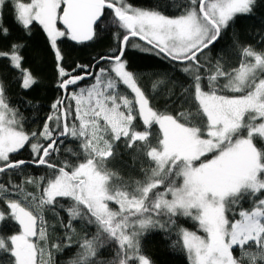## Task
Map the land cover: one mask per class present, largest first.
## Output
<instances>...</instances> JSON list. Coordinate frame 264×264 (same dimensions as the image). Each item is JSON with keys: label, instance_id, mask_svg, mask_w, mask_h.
I'll list each match as a JSON object with an SVG mask.
<instances>
[{"label": "snow or ice", "instance_id": "obj_1", "mask_svg": "<svg viewBox=\"0 0 264 264\" xmlns=\"http://www.w3.org/2000/svg\"><path fill=\"white\" fill-rule=\"evenodd\" d=\"M259 5L264 0H187L170 16L128 0H0V36L10 34L9 6L27 35L39 25L62 91L42 129L28 132L0 74V231L16 226L0 235L4 264H57L54 254L73 247L65 264H154L142 249L153 232L187 264H264V48L234 32L237 66L223 53L210 55L236 18ZM112 27L119 47L93 65L77 64L80 74L62 66L61 38L84 43ZM256 35L264 44V33ZM133 38L185 81L153 72L145 74L155 77L147 88L124 59ZM25 46L13 42L0 59L28 91L39 81L24 67ZM87 78L92 83L80 86ZM26 146L31 159L11 158ZM121 149L142 179L109 166ZM29 166L46 171L25 175ZM181 218L197 230L179 225ZM76 223L95 231L79 235Z\"/></svg>", "mask_w": 264, "mask_h": 264}, {"label": "trees", "instance_id": "obj_2", "mask_svg": "<svg viewBox=\"0 0 264 264\" xmlns=\"http://www.w3.org/2000/svg\"><path fill=\"white\" fill-rule=\"evenodd\" d=\"M128 3L136 7L154 8L159 6L161 11L166 15L174 16L180 14V6L187 3V0H128ZM3 23L9 28L8 36H0V50H7L13 42L20 41L26 46L22 50L24 56V67L30 68L38 78V83L28 91L22 90L18 80L14 78L18 73L8 67L7 59H0V74H4L8 83L7 95L10 98L12 106L19 107L20 111L28 118L24 128L28 132L42 129L46 117L51 113V104L61 97L62 91L57 87L58 71L54 51L50 48L46 34L39 25L34 24L31 29V35H27L25 30L18 25L12 13L11 7H7L3 14ZM118 29L112 27L108 31L101 32L97 38L87 43H76L69 38H61L59 47L64 57L62 66L66 70L76 69L77 64L93 65L99 57L107 55L110 51L119 47L118 42L114 39V33ZM238 33L242 42L252 44L258 50L264 48V44L257 43L259 37L257 32L264 33V5H259L251 16H238L235 22L222 34L220 41L212 48L210 55L215 58L218 54L223 53L230 66L235 67L240 61L238 51L233 48V33ZM134 41L141 42L135 38L131 39L125 49L124 59L128 61L129 70L144 76L143 83L147 88L151 87V80L155 77H149L153 72H168L175 79L185 81V77L180 72H174L167 62L147 52H143L132 44ZM100 66H105L101 64ZM76 74L80 70L76 69ZM92 83V79L84 80L80 86ZM123 90V89H122ZM23 101L29 102L27 105ZM155 104L158 108L163 109L164 101L158 96ZM139 123V121H138ZM142 130V129H141ZM72 146V145H70ZM123 153L119 158L112 161L109 165L113 170L119 171L126 179L131 176L133 179H142V173L139 171V165L132 167L130 154ZM30 146H26L18 154H13L12 159H31ZM63 158V157H62ZM147 167V164H145ZM46 169L43 167L29 166L24 169L25 175L40 176ZM29 191L34 189L29 186ZM247 206V205H246ZM61 216L65 219L66 213L61 211ZM49 222H53L51 214H47ZM178 224L196 231L197 228L193 221H185L183 218L178 220ZM15 225L4 227L0 235H11L14 232ZM77 233L83 235L85 231L94 232V228H85L83 225L75 224ZM59 234V230H57ZM175 237H173L174 239ZM55 242V237H52ZM142 249L145 255L149 256L154 264H187V259L178 249L170 247V242L163 238V234L153 232L142 240ZM76 248L65 250L63 254H54L57 264H65V261L73 256ZM112 249L108 248L104 252L106 258H110ZM6 256L0 255V264H4Z\"/></svg>", "mask_w": 264, "mask_h": 264}, {"label": "rangeland", "instance_id": "obj_3", "mask_svg": "<svg viewBox=\"0 0 264 264\" xmlns=\"http://www.w3.org/2000/svg\"><path fill=\"white\" fill-rule=\"evenodd\" d=\"M132 45H141V46H143V44L138 42V41H134V43ZM200 234H203V233H200Z\"/></svg>", "mask_w": 264, "mask_h": 264}, {"label": "water", "instance_id": "obj_4", "mask_svg": "<svg viewBox=\"0 0 264 264\" xmlns=\"http://www.w3.org/2000/svg\"><path fill=\"white\" fill-rule=\"evenodd\" d=\"M135 39H137V40H139V38H135ZM140 41V40H139ZM75 42V41H74ZM87 42H89V41H87ZM87 42H84V43H87ZM141 42H143V41H141ZM77 43V42H76ZM96 63V62H95ZM94 63V64H95ZM88 79H90V78H87V79H85V80H88Z\"/></svg>", "mask_w": 264, "mask_h": 264}]
</instances>
